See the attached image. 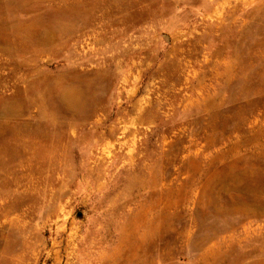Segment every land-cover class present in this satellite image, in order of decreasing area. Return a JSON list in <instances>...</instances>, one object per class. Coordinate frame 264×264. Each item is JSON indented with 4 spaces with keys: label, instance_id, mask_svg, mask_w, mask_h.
<instances>
[{
    "label": "rangeland",
    "instance_id": "1",
    "mask_svg": "<svg viewBox=\"0 0 264 264\" xmlns=\"http://www.w3.org/2000/svg\"><path fill=\"white\" fill-rule=\"evenodd\" d=\"M0 264H264V0H0Z\"/></svg>",
    "mask_w": 264,
    "mask_h": 264
}]
</instances>
